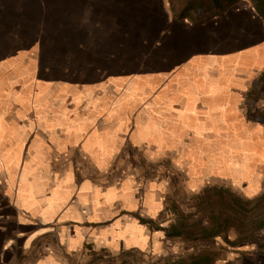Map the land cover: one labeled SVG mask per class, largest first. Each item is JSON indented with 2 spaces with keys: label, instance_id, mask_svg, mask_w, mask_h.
Masks as SVG:
<instances>
[{
  "label": "crops",
  "instance_id": "0c3cea01",
  "mask_svg": "<svg viewBox=\"0 0 264 264\" xmlns=\"http://www.w3.org/2000/svg\"><path fill=\"white\" fill-rule=\"evenodd\" d=\"M191 1L0 0V55L17 56L0 63V264L217 263L181 256L196 238L170 222L169 181L150 166L190 163L192 186L221 167L257 192L263 124L247 121L264 21L251 0L180 19ZM209 135L225 138L202 147ZM235 248L225 264H264L257 242Z\"/></svg>",
  "mask_w": 264,
  "mask_h": 264
},
{
  "label": "rangeland",
  "instance_id": "374dc122",
  "mask_svg": "<svg viewBox=\"0 0 264 264\" xmlns=\"http://www.w3.org/2000/svg\"><path fill=\"white\" fill-rule=\"evenodd\" d=\"M172 1L175 5L176 12L180 13L191 0ZM213 1L214 0H199L200 7L198 5L196 11L190 13V16L198 20L200 18L199 16L204 14L205 9H217V6L213 4ZM222 1L224 2V0ZM201 5H203L202 12L200 11L202 8ZM58 11L62 12L64 10L58 8ZM63 14L64 13L59 14V19ZM2 42V39H0V43ZM23 42H25V45L27 46L29 40L25 39ZM10 57L17 56H14V54L5 56L0 55V63L6 62V59ZM4 72L5 71H2L1 73ZM48 73L51 72L49 71ZM67 76L66 72H58V74L56 72L55 77L65 80L68 78ZM251 95V103H249L248 110H251V113H255V111L261 109L264 111V81L255 87V90ZM246 110L247 108L242 110L245 119ZM241 117L242 116L238 117V124L243 120V117ZM256 118L259 119L257 116ZM247 123L251 130L260 126L257 122L249 120ZM241 126L242 124H239L240 139L248 142L250 140L248 131L243 129L240 130ZM261 127V137L262 142H264V126L262 125ZM143 134L144 135L140 137H146L144 132ZM217 137L218 138L211 135L207 138L202 137L201 140H203V142H201L200 145L204 147V142L208 141L212 145H216L220 139L223 140L225 138L222 135H218ZM208 138V141H204ZM187 139L189 141V138ZM230 139L232 138L228 137V140ZM248 151L250 150L245 149L243 154H246ZM240 156L241 155L235 156V158H237L235 159V164L237 166H240L244 161V157ZM204 158L207 162V157L204 156ZM175 160L176 161L169 159L167 161H162L161 159L158 160L156 158L153 160V164H151L152 166L150 167L153 169V174L155 173L154 176L156 175L155 178L157 180L162 177V179L169 181V186L173 193L169 200L171 212L169 213L168 218L170 222L180 226L186 234L194 237V239L196 238L195 240L190 241L179 239L178 242L181 243L184 250L181 253V256H186V259H189L191 255H204L211 252V254L217 256L218 261L216 264H225L224 260L229 259L231 253H233V248L236 249L235 247L238 245H254L257 242L260 248H263L264 251V156H258L257 159L251 163L250 170L252 172V178L259 182V189L257 192L251 194L246 192L248 182L243 184L241 188L240 186H235L229 177L223 176L224 174L221 167L218 168L216 171L217 173L208 176L201 175L195 177L196 184L195 186H192L190 183L194 176L190 174V163L187 167H177V163L179 164L180 160H177V158ZM181 162L182 161H180V164ZM142 163L146 168V164L144 162ZM150 167L148 165V168ZM235 210L240 212L239 215L235 213ZM213 211L215 212V215L213 214ZM213 216L222 218L223 221L230 220L228 222L230 227L223 235L207 239V236L212 232L211 230L217 227L214 224L215 221L213 220ZM215 229L217 230V228Z\"/></svg>",
  "mask_w": 264,
  "mask_h": 264
},
{
  "label": "trees",
  "instance_id": "16d2710c",
  "mask_svg": "<svg viewBox=\"0 0 264 264\" xmlns=\"http://www.w3.org/2000/svg\"><path fill=\"white\" fill-rule=\"evenodd\" d=\"M198 1L199 0H192L190 5L188 6V8L185 10V13L181 16L180 19H185L187 12L196 8ZM239 1L240 0H224V2H223L222 0H214L213 4H215L217 6V9H215V8L205 9L204 13L208 14V15L212 14V15H214V17L221 16L222 14H224V12L226 10H229L227 8H232ZM251 1L254 5V9L256 10L257 14L264 21V0H251ZM201 6H202V8H201V10H202L203 5H201ZM249 117H250L249 119L253 122L258 120L255 115L252 116L251 111L249 112ZM257 117H259V121L261 119V123L264 125V113H260L259 116L257 115ZM235 213L239 215L240 212L235 210ZM213 214L215 215L214 211H213ZM213 220L215 221L214 224H215V226H217V227H215V228H217V230L215 228H213L211 230L212 231L211 234L208 233L209 235L207 236V238L219 237V236L223 235L225 233V231L230 227L229 223H228L230 220L223 221L222 218H218L215 216H213ZM173 235L178 236V237H183L184 235L186 236V234L184 232H181L180 230H177ZM211 262H212V260L209 257H205V258H201L199 261L197 260L195 264H211Z\"/></svg>",
  "mask_w": 264,
  "mask_h": 264
}]
</instances>
